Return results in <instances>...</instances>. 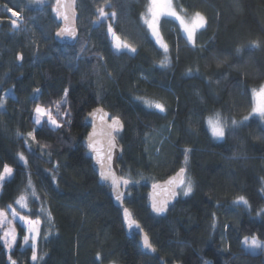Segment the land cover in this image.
I'll return each mask as SVG.
<instances>
[{"label": "trees", "instance_id": "1", "mask_svg": "<svg viewBox=\"0 0 264 264\" xmlns=\"http://www.w3.org/2000/svg\"><path fill=\"white\" fill-rule=\"evenodd\" d=\"M76 2L83 6L78 38L65 44L56 37L55 0H0V174L13 169L0 189V210L42 221L38 259L31 260L26 231L14 220L17 241L8 253L0 240V264L9 256L17 264H264L263 254L243 248L245 238L264 242V120L252 113L253 90L264 85V0H174L180 13L199 11L207 24L193 46L174 20L161 18L170 60L163 67L165 53L145 23L150 0ZM99 8L116 18L98 19ZM9 9L22 18L15 28ZM109 24L135 53L117 52ZM143 101L161 102L165 111ZM36 104L63 127L47 117L43 127L35 124ZM97 107L124 123L120 166L131 180L125 207L155 252L127 233L123 210L87 158L85 117ZM217 112L229 122L249 120L217 139L208 125ZM34 129L35 143L27 137ZM181 167L193 192L154 213L150 188ZM22 195L26 208L16 203Z\"/></svg>", "mask_w": 264, "mask_h": 264}, {"label": "snow or ice", "instance_id": "2", "mask_svg": "<svg viewBox=\"0 0 264 264\" xmlns=\"http://www.w3.org/2000/svg\"><path fill=\"white\" fill-rule=\"evenodd\" d=\"M38 3L42 2V0H37ZM57 4H60V0H57ZM11 12V15L13 17L19 18L20 13L9 9ZM98 19H115L116 13L112 12L111 16H109L108 13L104 11L103 8H99L98 10ZM148 13L151 16V19H145V23L147 24L148 28L151 30V34L153 37L156 38V43L160 46V48L163 49L165 55L164 59L160 61L161 66H167L168 63H170L169 57H168V51L169 46L164 41L163 37L160 33V19L162 16L171 17L174 18L176 21H178L180 28L182 29L186 40L191 45L195 46L196 43V34L199 30L204 29L207 24L206 17L199 11L195 12L191 19L188 20L185 18V16H182L177 10L173 7L172 0H150L149 7H148ZM58 14H61L58 12ZM65 21L68 20V16L64 15ZM12 26L15 28L17 26V19H13L11 21ZM108 33L113 37L114 39V48L117 51L121 50H127L132 53H135L137 49L135 47H132L130 44L126 42H122L120 37L116 35L115 31L112 28V25L109 24ZM67 34L70 37L75 36V30L68 24L65 25L62 29H60L57 32V36H64ZM253 47H258L259 44L256 41L252 42ZM238 53L240 52V49L237 48L236 50ZM18 59H22V56H18ZM254 95H257L262 98V101H264V85H261L258 90H253ZM149 108H155L159 110V112L165 111V105L161 102H155V101H143ZM63 104V101L61 104H57V110L61 108ZM4 107V100L0 99V108ZM35 113V124L42 125V120L44 117H47V123L53 126L55 129H61L63 125L57 121V119L51 114V112L40 106L39 104H36L34 108ZM252 113L258 114L261 120H264V102H261L257 106H255L252 109ZM65 115H69V113H65ZM251 115V114H250ZM89 117H92L93 121L96 119L97 116H99V119L102 123L106 124V127L104 129V135L107 140L108 144V157L107 159L111 160V151L112 148L115 147L114 141L115 136L120 132L123 125L119 117L113 116L109 117L108 113H105L102 108L94 109L92 112L88 114ZM106 118L110 119V123H106ZM249 120V116L243 117V120L237 121L235 119H232L230 122L226 118H222L220 113H215L214 117L209 118L208 125L210 127L211 133L213 137H216L217 139H223L226 135V129H237L244 125V122ZM36 129L33 131H29L27 133V137L31 139L33 143L36 142V135H35ZM96 136V126L93 124V131L88 134V147L91 148L93 151H96L99 155V151L96 148V141L94 140V137ZM27 143V141H26ZM190 151L189 149L185 150V160H187V153ZM50 155V153H49ZM19 159L27 163L26 158L24 157L23 153L19 154ZM186 172V168L181 167L179 170V173H177V176H179V180L177 181L176 178H172L169 183L173 186L171 190L172 196L180 195L181 192L184 196H189L193 192V182L190 179H186L184 176H182V173ZM13 174V169H11L8 166H5L3 169V174H0V181H3L5 179V176H11ZM101 176L104 180H111V184L113 187V190L115 191L116 199L118 201L122 200V197L124 196L123 193L119 191L121 182L123 185H128L131 183L130 180L125 179L124 177H117L114 173L111 171L105 173L101 172ZM29 187H31V184H29ZM155 188L156 185H153ZM179 188L180 191H177L176 189ZM32 195L35 196L36 193L32 192ZM238 202H242L243 204H247V200L241 196L238 198ZM17 204L20 205L21 208H26V197L20 196L19 199L16 201ZM167 202H164L160 204L159 206L154 202L152 205L153 211L156 213H164L166 211ZM12 216L19 217V219L23 222V224L26 227V234L23 236V243L28 244L31 239V251L32 256L31 260L36 261L38 259L37 256V237L40 235L39 231V225L41 221L39 219H31L26 215H21L20 212L16 211L15 209H12ZM124 221L128 227V229H140L139 223L133 218L132 214L129 212L127 208L124 209ZM7 224L8 227L6 230L3 231V235L0 236V240L3 241V245L5 248L11 250L13 245L16 243V230L14 227L11 226L12 222L7 220V214L4 211H0V226H3ZM141 232L143 231L140 229ZM244 245L246 246V251L255 253L257 251H264V243L257 240L255 237H253L250 241L248 238H245ZM143 246L150 250L151 252H155L156 249L153 247V245L149 241V237L147 233L143 234ZM97 257L99 258V254H97ZM9 264H17L16 260H13L11 256H9ZM205 264H208V262H205Z\"/></svg>", "mask_w": 264, "mask_h": 264}, {"label": "water", "instance_id": "3", "mask_svg": "<svg viewBox=\"0 0 264 264\" xmlns=\"http://www.w3.org/2000/svg\"><path fill=\"white\" fill-rule=\"evenodd\" d=\"M56 10H57V14L58 12L61 14H58V20L61 24L60 29H62L63 27H65L66 24L70 25L74 30H75V36L74 37H70L67 34H65L64 36H57V39L60 40L61 42L65 43V44H73L77 41L78 38V24H77V11H76V0H60V4L58 5L56 2ZM64 15L68 16V20L65 21L64 19ZM59 29V30H60ZM18 56H21V54H19ZM18 63H21V59H18ZM98 108H102L104 110L105 113H108V111L106 109H104L103 107H97L95 109ZM94 110V109H93ZM92 110V111H93ZM90 111V112H92ZM89 112V113H90ZM88 113V114H89ZM88 114L85 117V124L86 126L89 128V131L86 135V137L83 140V147L86 150V155L87 158H89L92 162V168L93 170L96 172V174L98 175L101 184L103 186H107L109 187L110 191H111V195L112 198L114 200V203L116 204V206L120 209H122V217H123V222H124V226L125 229L127 231V233L129 235H133V234H137L140 236L141 238V246L142 248L150 253L151 251L146 249L143 246V234L145 233V231L142 228V225L140 224V222L138 220L135 219V217L133 216L132 212L129 210V212L132 214L133 218L139 223L140 225V229H142L143 231L141 232L140 229H128L125 221H124V209L125 207V203L127 200V192H128V185H123V183L121 182L119 191L121 193L124 194V196L122 197V200L118 201L116 199V195H115V191L113 190L112 184H111V180H104L101 176V172H109L111 171L112 173H114L117 177H124L123 173H122V168L120 166V160L122 159V155H123V145L121 144L118 135L121 134L124 130V123L122 122V129L120 130V132L118 134H116L115 136V147L112 148L111 151V160L109 161L107 159L109 153H108V144H107V140L105 138L104 135V129L106 127L105 123H102L101 120L99 119V116L96 117V119L93 121L92 117H89ZM108 116H110V114L108 113ZM110 119L106 118V123H110ZM93 124H95L96 126V136L94 137V140L96 141V148L99 151V155L96 151H93L91 148L88 147V134L91 133L93 131ZM179 173V171L177 172ZM177 173L171 175L170 177H168L165 180L162 181H158L156 182L154 185H156V187L154 188L153 186L150 188L149 191V195H148V207L153 211L152 205L155 202L158 206L164 202H167V207L166 210L169 209V207L174 204L178 198L179 195L177 196H172L171 194V190H172V185L169 183V181L172 178H176V180H179V176H177ZM182 176L185 175V173L181 174ZM125 178V177H124ZM127 179V178H125ZM130 180V179H128ZM131 181V180H130ZM177 191H180L179 188L176 189ZM154 212V211H153ZM156 213V212H154ZM150 241V239H149ZM151 243V241H150Z\"/></svg>", "mask_w": 264, "mask_h": 264}, {"label": "rangeland", "instance_id": "4", "mask_svg": "<svg viewBox=\"0 0 264 264\" xmlns=\"http://www.w3.org/2000/svg\"><path fill=\"white\" fill-rule=\"evenodd\" d=\"M56 2H57V0H55ZM172 2H173V7L177 10V12H179L178 11V9L176 8V5H175V2H174V0H172ZM78 7H80L79 9H78ZM83 6L81 5V6H78V3L76 2V11H77V18H79L82 14H83ZM180 13V12H179ZM182 16H185V18L186 19H188V20H190L191 19V17H192V15L194 14V13H192V14H183V13H180ZM56 16H57V18H58V14H56ZM15 19H17V20H21L22 21V18L19 16V18H17V17H14ZM161 18H169V19H172V20H174L177 24H178V27H179V29H180V32H181V34L185 37V35H184V33H183V31H182V29L180 28V26H179V23H178V21H176L174 18H171V17H166V16H162ZM148 19H151V16H150V14H149V16H148ZM161 20V19H160ZM159 28H160V25H159ZM151 31V30H150ZM200 31V30H199ZM198 31V32H199ZM197 32V33H198ZM161 33V32H160ZM161 36H162V34H161ZM153 37V36H152ZM163 37V36H162ZM111 38H112V40H113V45H114V39H113V37L111 36ZM186 38V37H185ZM153 39H154V41H155V43H156V38L155 37H153ZM164 39V38H163ZM165 41V40H164ZM196 41H197V34H196ZM166 42V41H165ZM190 44V43H189ZM156 45L160 48V46L156 43ZM191 45V44H190ZM162 51H163V49L162 48H160ZM121 51H125V50H121ZM121 51H117V52H121ZM127 51V50H126ZM130 52V51H129ZM261 102H264V101H262V98L261 97H259V96H257V95H254V107L255 106H257L258 104H260ZM253 107V108H254ZM256 115H258V114H256ZM259 116V115H258ZM9 167V166H8ZM11 168V167H10ZM12 169V168H11ZM3 174V173H2ZM13 175V174H12ZM12 175L11 176H5V179L3 180V181H0V189H1V186H2V184L4 183V181L5 180H7V179H9V178H11L12 177ZM124 177L125 178H127V179H130L127 175H124ZM185 177V176H184ZM186 179H188L187 178V176L185 177ZM191 180V179H190ZM192 181V180H191ZM180 197H186V196H184L183 194H182V192H181V194H180ZM1 211V210H0ZM6 213V212H5ZM7 214V213H6ZM22 215V214H21ZM12 218V219H11ZM30 218V217H29ZM31 219H33V218H31ZM7 220H9V221H11L12 222V224H11V226L12 227H14V220H18L20 223H21V225H23V227H24V229H25V231H26V227H25V225L23 224V222L19 219V217H13L12 215H11V217H9V215L7 214ZM40 220V219H39ZM41 221V220H40ZM41 224H42V221H41V223H40V225H39V231H40V227H41ZM8 227V225L7 224H5V225H3L2 226V230L4 231V230H6V228ZM15 228V227H14ZM16 230V229H15ZM17 237H18V233H17V231H16V241H17ZM38 239H39V236L37 237V245H38ZM252 238L251 237H249L248 238V240L250 241ZM257 239V238H256ZM245 240V239H244ZM244 240H243V242H244ZM258 240V239H257ZM260 241V240H259ZM260 242H262V241H260ZM262 243H264V242H262ZM16 244V243H15ZM15 244L13 245V247H12V249L15 247ZM28 246H30L31 247V239H30V241H29V243L28 244H24V248L25 247H28ZM243 248H244V250L246 251V246L244 245V243H243ZM11 249V250H12ZM6 250H7V252L8 253H10L11 252V250H9V249H7L6 248ZM247 252H249V251H247ZM250 253H252V252H250ZM252 254H263L264 255V251H257V252H255V253H252ZM35 262V261H34Z\"/></svg>", "mask_w": 264, "mask_h": 264}]
</instances>
